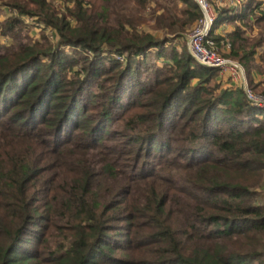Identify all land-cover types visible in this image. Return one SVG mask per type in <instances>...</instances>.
Returning <instances> with one entry per match:
<instances>
[{"label": "trees", "instance_id": "16d2710c", "mask_svg": "<svg viewBox=\"0 0 264 264\" xmlns=\"http://www.w3.org/2000/svg\"><path fill=\"white\" fill-rule=\"evenodd\" d=\"M211 2L259 73L264 0ZM63 4L0 0V264H264V107L191 55L198 2Z\"/></svg>", "mask_w": 264, "mask_h": 264}, {"label": "built area", "instance_id": "2783aa9c", "mask_svg": "<svg viewBox=\"0 0 264 264\" xmlns=\"http://www.w3.org/2000/svg\"><path fill=\"white\" fill-rule=\"evenodd\" d=\"M202 15L195 22L188 34V49L196 62L218 68L222 77L231 84L245 89L249 99L256 105L264 107V95L257 94L248 84L245 67L238 60L226 56L231 43L227 40L218 42L212 38L218 11L211 0H196Z\"/></svg>", "mask_w": 264, "mask_h": 264}, {"label": "rangeland", "instance_id": "374dc122", "mask_svg": "<svg viewBox=\"0 0 264 264\" xmlns=\"http://www.w3.org/2000/svg\"><path fill=\"white\" fill-rule=\"evenodd\" d=\"M52 1L55 4H57L58 8L61 9L62 11L65 9L64 4H63L64 0H52ZM214 1L220 7L236 8V7H240L242 5V3L244 1H246V0H225L224 2L221 1V0H214ZM237 1H239V3ZM232 2L233 3L237 2L236 6H234V4L232 5ZM10 15H17V12H15V11L12 12V10H10V8H8L6 6H0V21L6 19ZM24 19H25L26 23L28 25H30V27H29L30 30H28V34L31 37H33V38H37V39L40 38L41 30L44 28L43 25H41L40 22H38L37 20L32 19V18H26L25 17ZM234 28H235V24L234 23H224V24L221 25V28L217 32V34L222 36V37H226ZM246 30L248 32V35L251 36V37L257 35L259 33V31H260L257 26H253L252 28L247 27ZM44 32L47 33L48 35H50L52 40H55L54 32L50 28H45ZM188 34L186 36L187 43H188ZM11 41H12L11 35H4V34L0 35V42L2 44H7V43H9ZM68 50L72 51V52L74 51L72 48H68ZM256 62L260 66V67H258V70H260V71L264 70V46L258 48L257 61ZM245 69H246V72H247L248 84H249L250 88H252V84H251V78L252 77L255 78V81H254L255 83H258V82L264 80V73L261 74L260 71L258 73L257 71L253 70L252 73L250 74L246 67H245ZM224 83H228V81L224 80ZM262 191L264 193V188H263Z\"/></svg>", "mask_w": 264, "mask_h": 264}, {"label": "crops", "instance_id": "0c3cea01", "mask_svg": "<svg viewBox=\"0 0 264 264\" xmlns=\"http://www.w3.org/2000/svg\"><path fill=\"white\" fill-rule=\"evenodd\" d=\"M238 3H239V1H237ZM237 2H232V5L234 4V6H236V3ZM220 28H221V25L218 27V28H215V33L217 34V32L220 30Z\"/></svg>", "mask_w": 264, "mask_h": 264}]
</instances>
